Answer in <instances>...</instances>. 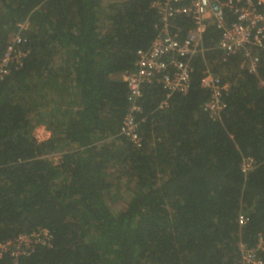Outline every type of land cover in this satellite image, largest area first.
I'll list each match as a JSON object with an SVG mask.
<instances>
[{
  "label": "trees",
  "instance_id": "1",
  "mask_svg": "<svg viewBox=\"0 0 264 264\" xmlns=\"http://www.w3.org/2000/svg\"><path fill=\"white\" fill-rule=\"evenodd\" d=\"M155 1L0 0V58L18 33L25 53L0 81V242L52 236L17 264H240V246L264 260V49L250 73L207 27L187 93L163 106L147 85L140 146L121 135L122 75L162 28ZM192 28L178 17L170 31ZM207 71L230 85L217 117L202 109Z\"/></svg>",
  "mask_w": 264,
  "mask_h": 264
},
{
  "label": "built area",
  "instance_id": "2",
  "mask_svg": "<svg viewBox=\"0 0 264 264\" xmlns=\"http://www.w3.org/2000/svg\"><path fill=\"white\" fill-rule=\"evenodd\" d=\"M151 6L160 16L162 28L147 49L137 51L134 70L122 75L127 87L129 110L122 123L121 135L137 147L141 139L135 116L140 111L137 102L145 87L153 83L162 87L165 94L163 106L173 95L186 94L190 84L191 59L206 50L203 34L207 27L213 26L220 32L216 48L225 56H240L241 67L246 66L250 73H255L258 51L264 49V0H156ZM178 17L188 18L193 23V28L182 39L180 30L176 33L170 31L171 21ZM22 42L20 33L9 41L0 58V81L9 75L13 66L18 68L22 65L21 60L25 56L20 49ZM260 84L264 87L263 81ZM201 86L210 92L203 111L219 116L225 109L223 98L229 93L230 85L207 71ZM253 165L252 160H244L242 171L252 170ZM245 222L241 215L238 224L242 226ZM51 239L50 233L44 229L20 234L13 240L0 242V259L8 256L13 264H17L21 258L30 256L36 246L51 247ZM261 245L260 240L257 248ZM240 249V264H264L257 249L244 246Z\"/></svg>",
  "mask_w": 264,
  "mask_h": 264
},
{
  "label": "rangeland",
  "instance_id": "3",
  "mask_svg": "<svg viewBox=\"0 0 264 264\" xmlns=\"http://www.w3.org/2000/svg\"><path fill=\"white\" fill-rule=\"evenodd\" d=\"M118 0H102V4H112ZM34 136L38 141H44L50 137V134L45 130L44 127H38L34 130ZM58 157L56 156L55 159Z\"/></svg>",
  "mask_w": 264,
  "mask_h": 264
},
{
  "label": "crops",
  "instance_id": "4",
  "mask_svg": "<svg viewBox=\"0 0 264 264\" xmlns=\"http://www.w3.org/2000/svg\"><path fill=\"white\" fill-rule=\"evenodd\" d=\"M102 5L106 6V4H102Z\"/></svg>",
  "mask_w": 264,
  "mask_h": 264
}]
</instances>
